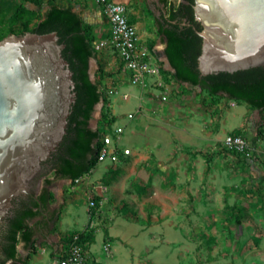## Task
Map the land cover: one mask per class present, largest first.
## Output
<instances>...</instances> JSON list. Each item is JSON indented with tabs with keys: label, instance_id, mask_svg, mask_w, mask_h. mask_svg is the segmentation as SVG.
Here are the masks:
<instances>
[{
	"label": "rangeland",
	"instance_id": "374dc122",
	"mask_svg": "<svg viewBox=\"0 0 264 264\" xmlns=\"http://www.w3.org/2000/svg\"><path fill=\"white\" fill-rule=\"evenodd\" d=\"M15 1L0 0V19L6 20L11 15ZM56 1L62 5L69 4L68 0ZM82 17L94 22L91 13L82 11ZM103 36L99 34L96 39ZM101 55L102 52L98 53L97 61L103 64V79L109 82L114 72L109 66H104ZM97 61L92 58L94 73ZM197 89L199 96L196 104H192V98L187 97L173 100L176 109L181 108L182 113L185 110L188 112L179 123L189 131L194 119L189 124L188 116L202 119L209 130L217 124L220 134L236 127L244 129L245 134H253L261 125L251 116L250 106L226 98L210 106L207 94ZM99 103L96 126L102 106V102ZM127 108L131 109L132 106ZM209 114H213L212 120ZM139 116L118 118L120 123L126 125L121 143L133 149L137 147L136 143L149 144V149L153 151L150 146L153 137L165 141L167 136L181 142L182 139L175 137L176 132L171 134L169 129L173 128L170 126L165 130L166 134L158 129L151 136L150 124L142 123V128L130 135L129 129ZM183 140L188 146H182L181 153L175 156H167L163 152L161 155H148V160L125 167L121 163L104 160L92 169L90 179L102 181L100 184L106 188L114 179L121 180L118 186L119 190H124L127 208H111L105 200L97 207L101 216L94 211L90 219L85 192L76 187L70 189L69 180H56V209L63 202L65 206L60 210L62 216L56 222V231L48 233V239H53L59 249L62 247L60 236L68 231L83 230L87 226L99 227L97 231L95 229L94 242L89 245L84 264H94L93 261L100 264H264V138L255 139L258 152L251 165L236 160L230 154L220 153V142L203 147L205 144L192 136ZM202 156L206 160L204 164L201 162ZM103 177L107 179L103 181ZM249 187L252 190L247 194ZM110 199L111 205L121 204V199L116 196ZM129 208L136 210L137 219L129 213ZM237 213L239 223L235 220ZM104 227L113 236L112 242L103 239ZM44 241L46 244L40 246L39 241L34 245V250L27 249L20 253L22 256L30 255L28 264H52L56 251L53 246H47L46 239ZM107 243L109 245L105 249L103 246Z\"/></svg>",
	"mask_w": 264,
	"mask_h": 264
},
{
	"label": "trees",
	"instance_id": "16d2710c",
	"mask_svg": "<svg viewBox=\"0 0 264 264\" xmlns=\"http://www.w3.org/2000/svg\"><path fill=\"white\" fill-rule=\"evenodd\" d=\"M15 2L11 15L6 20L0 19V39L11 33L55 31L58 35V42L63 45L62 56L72 71L75 96L67 117L65 134L47 160L51 166L49 169H51L52 176L43 177L37 194L15 199L14 206L0 226V264L6 262L28 264L30 255L22 256L17 251V244L21 242L24 249L34 250V238L40 227L46 226L48 233L56 231V222L61 214L60 210L65 204L63 202L58 206V209H50L54 200L53 192L50 189L53 180H69L71 187L74 179L85 174L91 175L92 169L99 163L97 155L102 145L101 137L104 130L112 126L115 119L110 112L109 101L103 91V67L97 61L98 54L92 46V41L99 37L95 27L87 23L86 20L84 21L80 14L72 9V6H64L56 0H47L46 2L17 0ZM173 5L174 3H171L169 6ZM177 19L176 13L173 12L166 21L155 20L157 32L163 40L161 53L167 58L171 68L170 71H166L160 67L163 79L169 84L186 83L192 89L200 88L207 94L210 106L221 98H226L237 104L244 103L256 110L261 125L253 134L249 132L245 134L244 129L229 131L233 134L243 135L256 147L255 139L264 138V66L250 67L231 73L220 71L201 75L197 69L201 38L191 28L181 29L178 24L171 23L172 20ZM151 46H153V41L148 42L147 47L150 51H152ZM92 58L97 61V70L93 80L88 72L89 61ZM121 65L123 63L119 59V67ZM99 102H102L100 118L97 126L93 128L90 126V120L95 105ZM218 151L222 154H230L236 160L249 165L255 159V153L253 157L247 159L240 153L226 149L221 143L218 146ZM249 185H252V181L249 182ZM248 189L246 193L250 194L252 188ZM94 198L95 204L98 205L99 195H95ZM122 205L127 208L125 201L122 202ZM92 209L87 211L90 219L94 215ZM129 210L131 211L129 213L137 219L136 210L132 208ZM235 220L239 223L238 213ZM95 229L87 226L83 230L74 229L60 236L62 250L57 251L54 257L64 256L68 248L67 244L72 241L83 245L87 252L88 246L94 242ZM74 235L77 236L75 240H73ZM103 239L112 240L105 227ZM93 263L100 264L96 261Z\"/></svg>",
	"mask_w": 264,
	"mask_h": 264
},
{
	"label": "water",
	"instance_id": "95a60500",
	"mask_svg": "<svg viewBox=\"0 0 264 264\" xmlns=\"http://www.w3.org/2000/svg\"><path fill=\"white\" fill-rule=\"evenodd\" d=\"M192 9L201 25V75L264 66V0H193ZM62 48L55 31L11 33L0 39V225L12 201L30 192V182L65 134L75 93ZM88 72L93 80L92 59ZM99 105L90 120L93 128ZM250 114L259 121L256 110ZM43 173L52 176L49 168ZM50 189V206L56 209V180ZM46 232L35 236V244ZM17 249L27 250L21 242Z\"/></svg>",
	"mask_w": 264,
	"mask_h": 264
},
{
	"label": "crops",
	"instance_id": "0c3cea01",
	"mask_svg": "<svg viewBox=\"0 0 264 264\" xmlns=\"http://www.w3.org/2000/svg\"><path fill=\"white\" fill-rule=\"evenodd\" d=\"M120 3H123L127 7V14H128V19L131 23H133L139 34L143 39L146 40L147 44L149 41H153V46L152 47V53L156 60L159 62L160 67L163 70L170 71V65L168 61L166 60L165 56L161 53L162 51V41L159 33L157 32L156 25L154 23V20L149 12L144 10L143 8V0H114ZM69 4H63L65 5H70L72 6V9L80 14L82 17V11H86V14L91 13L92 17L94 18V22H89L87 21L86 17H82L83 20L95 27V31L98 34L105 35L109 29L108 23L104 20L102 13L98 6L94 4V0H68ZM77 10H82L77 11ZM105 65L104 66H109L111 70L114 72V74L111 76L109 82L104 78V86L105 90H108L110 88H115L118 90L119 94L118 96H110L106 95L107 100L109 101V107H110V112L115 117L114 122L112 126H122L123 130L126 128V125L123 123H120L118 121V118H125V119H132L134 118L135 114H140L138 121L129 129V134L134 135L136 134V131L139 127H141L142 123L150 124L152 127L150 130H152L153 134L151 133V136H154L155 133H157V130H161L162 133H165V130H168V126L173 129H169L171 131V134L173 132L175 133V137H177L179 140H183L184 137H194L196 141L203 142V147H210L212 145L217 144L220 142L224 134H220L217 132V124L215 125L214 128H209L207 127L208 125L204 123L202 119H195L192 118L191 116L189 120L187 121L189 124H191V119H194L192 122V130L189 131V129L185 128V125L183 124L184 127L180 125L182 123L183 118H186V114L188 112L185 110L184 113H182L181 108H175L174 107V102L173 100H178L181 98H192V104H196V101L198 100V87L196 89H192L188 84L182 83H171V91L169 94V100L166 102H162L158 96H156V92H154L151 89L144 90L141 89L140 87H134L131 86L129 83L128 75L125 72V69L123 65L119 67V59L115 54H112L111 52L104 51L102 52L101 55ZM101 62V61H100ZM103 66V64H102ZM111 83V84H110ZM188 89V90H187ZM126 94L127 98L124 99L121 95ZM195 96V97H193ZM137 100H134V99ZM129 106H132L131 109L127 108ZM180 107V106H179ZM126 108V109H125ZM213 111L214 107L212 108ZM210 112V111H209ZM132 113V118H128L127 114ZM154 115H157L154 117ZM210 118L212 120V115L209 114ZM220 116V115H218ZM180 122V123H179ZM204 124V125H203ZM142 128V127H141ZM238 127H236L237 129ZM241 128V127H240ZM235 128L230 129L229 131L233 130ZM216 130L215 132H212ZM227 131V132H229ZM125 132V130L123 131ZM166 134V133H165ZM189 135V136H188ZM180 143L176 142L174 139H168L167 136L165 138V141L162 139L154 138L153 137V142L151 143L150 146H152L153 151L149 149V144H143V143H136V148L133 149L129 145H125L120 142L119 147L120 148H129L130 149V155H122L120 154L119 156V161L116 163H121L125 167L126 165H131L133 166L134 163L137 164L138 162H144L148 160V155H161L162 152L165 153V155L169 156H175L176 154L181 153L182 146H188V143H185L183 140ZM209 145H206L208 144ZM192 144H190L191 146ZM163 146V149L161 148ZM189 146V147H190ZM196 146H201V145H196ZM257 146V144H256ZM169 149L168 152L165 151ZM200 149V148H199ZM203 157V156H202ZM205 158L203 157L201 159L202 164H204ZM115 164V163H114ZM170 165H173L170 164ZM120 168V167H119ZM182 171V170H181ZM171 172V171H170ZM107 177H103L102 180L105 181ZM98 181V179H96ZM96 180H92L89 177V180H82V183L76 186L79 190L81 189L82 192L90 191V192H98V186H102L100 183L102 181H98L95 183ZM120 180V179H119ZM121 181V180H120ZM118 180H113L106 188V191L110 188V192L106 193L103 192L100 194V199L98 201L97 207L104 203L105 200L109 203L111 208H119L123 207L122 202L124 201V190H119V182ZM71 189V187H70ZM188 189V188H187ZM119 191V192H118ZM189 190H186V192ZM110 194V195H109ZM116 196L118 199H121L120 203H112L110 204L109 201H111L110 197ZM129 198L131 199V196L129 195ZM126 202V201H125ZM87 211V210H86ZM85 211V212H86ZM97 211L98 215L101 216L99 209H93V212ZM61 214L58 217V220L61 218ZM106 217V216H104ZM94 220V219H93ZM97 222H94V224ZM99 229V227L96 228V231ZM108 231V229H107ZM48 231L46 232L45 236L41 239L43 242L40 240V246H42L45 243V239L47 242V246L51 247L53 246V250L56 252L61 250V248L57 249V246L55 242H53V239H48L47 237ZM109 234V232H108ZM110 235V234H109ZM110 237L113 239V236L110 235ZM112 242V240H111ZM54 251V252H55ZM89 251V246L87 248V252ZM86 252V253H87ZM88 254V253H87Z\"/></svg>",
	"mask_w": 264,
	"mask_h": 264
},
{
	"label": "built area",
	"instance_id": "2783aa9c",
	"mask_svg": "<svg viewBox=\"0 0 264 264\" xmlns=\"http://www.w3.org/2000/svg\"><path fill=\"white\" fill-rule=\"evenodd\" d=\"M94 2L109 25V29L103 37L92 41V46L96 53L108 51L115 54L123 63L131 86H137L144 90L151 89L156 92V96L162 102L168 101L171 86L163 79L160 65L152 51L147 47L146 40L141 37L136 26L129 21L127 7L123 3L114 0H94ZM103 91L110 96H118L119 94L115 88L104 89ZM121 96L124 99L127 98L126 94ZM127 117L132 118V113H128ZM123 131L122 126H111L104 130V134L101 137L102 145L97 155L98 162L109 160L112 163H117L120 154L130 155L129 148L119 147ZM220 143L226 149L240 153L247 159H250L254 156V153L258 152L249 139L247 140L239 133H225ZM89 177V174H85L74 179L71 189H75L77 185L82 183V180H89ZM98 181L96 180L95 183ZM98 187L99 194L96 191L85 192L88 209L97 208L94 196H100L105 190L100 185ZM76 238L77 236L74 235L73 240ZM108 245L107 243L103 247L107 249ZM67 247L65 255L54 257L52 264H84L86 250L83 245L72 241L67 244Z\"/></svg>",
	"mask_w": 264,
	"mask_h": 264
},
{
	"label": "flooded vegetation",
	"instance_id": "af4514ba",
	"mask_svg": "<svg viewBox=\"0 0 264 264\" xmlns=\"http://www.w3.org/2000/svg\"><path fill=\"white\" fill-rule=\"evenodd\" d=\"M171 3H174V5L169 6ZM192 4H193V0H176V1H174V0H166V1H164V0H143V3H142L144 10H146L147 12H149L151 14L154 22H155V20L158 22L166 21V19H169L171 14L173 12H175L178 19L175 21L172 20L171 23L172 24H178L179 28H181V29L191 28L193 30V32L197 36H199L197 31H199L201 29V25L197 21L194 20ZM191 17H192V19H191ZM179 18H181L182 20ZM48 168H51V166L48 163V161H46L43 163V166L41 168L42 170L30 182V185H31L30 192L27 195H20V196L16 197L15 199H20V198L27 197L28 195L37 194L39 192L40 186L42 185V179L44 177L43 172L48 170ZM40 180H41V185L39 186ZM13 201H12V207L14 206ZM10 209H8V210L10 211ZM50 209H52L51 206H50ZM9 211H8V213H9ZM5 218H4V220H5ZM4 220L2 221L1 225L4 223ZM41 230L46 231V230H48V228L46 226H44L43 228L40 227L39 231L37 230V234H39Z\"/></svg>",
	"mask_w": 264,
	"mask_h": 264
}]
</instances>
